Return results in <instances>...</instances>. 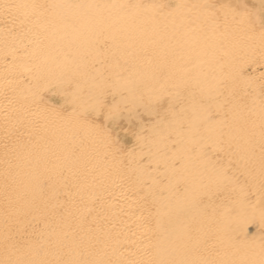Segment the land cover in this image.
Instances as JSON below:
<instances>
[{"label": "bare ground", "instance_id": "bare-ground-1", "mask_svg": "<svg viewBox=\"0 0 264 264\" xmlns=\"http://www.w3.org/2000/svg\"><path fill=\"white\" fill-rule=\"evenodd\" d=\"M0 264H264V0H0Z\"/></svg>", "mask_w": 264, "mask_h": 264}]
</instances>
